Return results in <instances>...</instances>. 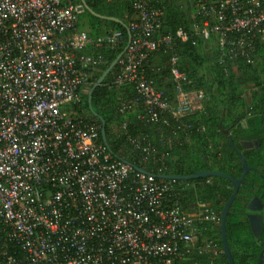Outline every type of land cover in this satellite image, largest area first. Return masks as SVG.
I'll use <instances>...</instances> for the list:
<instances>
[{"label":"built area","instance_id":"1","mask_svg":"<svg viewBox=\"0 0 264 264\" xmlns=\"http://www.w3.org/2000/svg\"><path fill=\"white\" fill-rule=\"evenodd\" d=\"M210 1V13L198 9L214 18L212 25L203 22V38L218 35L230 60L247 56L251 43L228 41L225 32L264 39V0ZM149 2L132 4L138 18L129 25L113 83L133 86L141 98L123 101L119 112L141 102L145 120L157 122L166 111L175 118L192 114L202 97L181 90L187 79L175 54L173 108L146 82V53L171 48L170 36L152 38L161 20ZM81 12L75 0H0V264H176L201 235L199 224L218 217L202 211L194 222L171 198L169 183L114 159L95 141L99 127L72 117L70 108L80 103L78 90L88 81L86 69L103 64L87 50L114 49L121 41L78 30ZM6 241L21 256L9 253ZM202 247L211 260L217 257L212 242Z\"/></svg>","mask_w":264,"mask_h":264},{"label":"trees","instance_id":"2","mask_svg":"<svg viewBox=\"0 0 264 264\" xmlns=\"http://www.w3.org/2000/svg\"><path fill=\"white\" fill-rule=\"evenodd\" d=\"M75 1L81 5V0ZM83 1L92 13L82 9L77 17V29L91 37L117 35L121 41L114 49L99 46L87 50V54L101 56L103 64L95 70L86 69L89 72L88 81L78 90L80 103L70 108L72 117L97 125L99 130L95 141L114 159L130 165L136 172V169L142 170L157 182L169 183L171 198L194 222L202 211L218 217L215 223L199 224L201 235L194 247L176 264H228L220 241V216L233 186L227 179L218 176L185 181L160 177L218 172L239 179L240 161L230 144L231 138L234 148L243 155L248 167L256 172L249 171L239 184L225 219L226 239L234 264H256L264 247V215L263 230L255 240L250 234L244 207L254 196L264 200V179L261 178L264 176L263 37L257 35L250 40L243 32H225L228 41L242 37L251 43L247 56L230 60L225 43L223 49L226 52L222 54L220 51L218 35L211 32L208 38H203L200 33L204 21L208 20L210 25L214 22L211 15L198 14L201 6L210 13L213 9L210 0H150V6L159 11L161 20L159 32L152 38L170 36L171 48L162 45L146 53L143 66L146 82L162 92L169 108H173L177 92L170 59L175 54L177 68L187 79L181 84V90L201 93L202 98L201 108L192 114L175 118L166 111L158 115L157 122H149L145 120L146 107L141 102L132 110L119 112L123 101L141 98L133 86L113 83L118 74V63L92 91L90 109L87 101L89 91L124 51L128 35L131 37L129 25L137 21L138 15L132 6L134 0ZM93 13L120 22L100 18ZM177 31L183 33L182 38L176 36ZM245 142H250L253 147L246 148ZM208 242L217 247L218 254L213 260L211 254L200 250ZM4 247L16 257L22 254L19 247L11 242L6 241Z\"/></svg>","mask_w":264,"mask_h":264},{"label":"water","instance_id":"3","mask_svg":"<svg viewBox=\"0 0 264 264\" xmlns=\"http://www.w3.org/2000/svg\"><path fill=\"white\" fill-rule=\"evenodd\" d=\"M81 9H83V10L85 9V10H88L91 12V10L88 9V7L86 6V4L83 0H81ZM94 15L98 16L100 18L106 19V20H110V21H114V22H120L118 19H115V18L99 16L96 14H94ZM129 39H130V35H128V42L126 44V47L124 48V51L127 49ZM124 51L121 52L112 61V63L106 68V70L101 74V76L98 78V80L92 86L91 90L88 93V100L87 101H88L89 107H90L92 91L98 85H100L102 83V81L105 79V77L112 71L114 66L118 63V61L122 57ZM90 109H91V107H90ZM101 134H102L103 141L105 142L103 129L101 130ZM229 141H230V144H231L232 148L234 149V151L236 152V154L239 158V161H240L241 177L239 179H233L228 175L218 173V172H196L191 176H161L160 178L165 179V180H171V181H182V180L185 181V180H193V179H198V178L218 176V177H222V178L227 179L232 184L233 192L221 210L220 241L222 244L223 253L227 259L228 264H234L233 258L231 256V253H230V250H229L228 244H227L226 231H225V219H226V215L228 213V210L230 209L231 205L233 204V202L235 200V197H236V194H237V191L239 188V184L243 182L245 175L249 171L256 172V170L248 167V165L246 164V162L244 160L243 155L234 148L231 138H229ZM244 146L249 149L252 147V144L250 142H245ZM136 170L141 172V173L143 172L140 169H136ZM261 178L264 179V176H261ZM244 214H245V218H246V221L248 223V226H249L250 234L254 237L255 240H257L258 237L260 236L262 230H263L264 201L262 199L258 198L257 196H254L248 203H246V205L244 207ZM263 263H264V247L261 249V251L258 255V261L256 264H263Z\"/></svg>","mask_w":264,"mask_h":264},{"label":"flooded vegetation","instance_id":"4","mask_svg":"<svg viewBox=\"0 0 264 264\" xmlns=\"http://www.w3.org/2000/svg\"><path fill=\"white\" fill-rule=\"evenodd\" d=\"M252 147H253V144H252ZM252 147H251V148H252ZM263 201H264V200H263Z\"/></svg>","mask_w":264,"mask_h":264}]
</instances>
